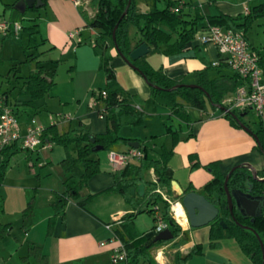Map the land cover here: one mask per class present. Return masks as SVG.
<instances>
[{"label":"crops","instance_id":"obj_1","mask_svg":"<svg viewBox=\"0 0 264 264\" xmlns=\"http://www.w3.org/2000/svg\"><path fill=\"white\" fill-rule=\"evenodd\" d=\"M18 1L0 0V20L20 21L18 16L25 14L16 10L15 4ZM174 1L180 5L184 4L186 11L188 3H192L206 15L220 11L236 16L245 14L250 5H257L264 0ZM47 3L50 10L46 11V15L39 22L42 44L47 50L41 52L39 59L44 61L48 75L55 71L54 87L47 96L36 101L34 107L17 105V101L30 98L25 92L24 83L34 66L31 65L25 72L21 66H17V72H11L13 66L17 65L16 58L11 56L7 62L6 49L13 45L12 39L22 41L26 34L20 33L14 38L0 34L1 92H8V105L17 112L23 134L32 117L44 128L56 125L61 132L85 128L94 134H104L108 122L106 116L100 115L99 103L96 102L95 96L106 83L104 73L99 70L100 58L93 48L99 30L86 27L80 6L73 0H49ZM136 3L138 12L146 13L150 10L148 1L136 0ZM5 9H8V12ZM205 25V22L200 24L201 27ZM74 31H79V34L70 37V33ZM246 36L250 46L264 55V50L250 41L248 32ZM130 37L134 49L138 46L140 38L134 26L130 28ZM112 55L111 65L116 71L119 84L130 95L140 97L142 104L139 109L152 115V118L140 126H122L119 135L134 141L141 140L160 152L162 146L168 149L172 146L166 126L170 125L172 129L179 131L180 141L174 148L166 174L172 177L184 192L190 184L198 192L203 189L213 178L208 167L212 162H219L223 174H227L239 164H249L255 170L264 169V155L258 150L257 142L251 133L256 130L257 125L248 115L244 120L249 128L245 129L233 125L220 109L215 110L209 105L204 110L186 106L185 110L191 116L192 122L184 123L172 116L170 110L152 96L150 85L144 76L119 55L115 48ZM218 57L217 49L213 45L204 47L194 40L183 52L172 55L149 53L147 60L155 69L162 68L169 77H183L184 83H193L194 72L205 68L206 62H212ZM63 64H66V67H63ZM229 73L228 70L214 69L210 71V76L217 77ZM128 149L129 144L121 146L119 151ZM74 150V145L69 146L70 152ZM67 152L68 149L62 145L42 143L34 152L20 148L12 156L11 165L0 187V223L12 224L10 233L0 239V264H9L18 253L25 254L21 257L27 256L29 248L33 245L41 247L42 253L46 255L47 262L38 261L42 264H114L112 249L116 240L113 238V231L108 229L106 224L115 217H122L131 212L132 207L116 192L100 193L112 186L123 171L112 167L109 151L106 155L101 152L96 155L101 163V171L89 180L82 193L83 198L100 193L88 205L89 212L71 200L66 207L65 218L58 217L52 233L47 235L48 221L54 213L51 207L53 191L64 190L66 173L61 163ZM192 157L199 163L194 169H191L195 163L192 162ZM138 164L139 162L132 165ZM146 177L151 181L156 180L152 170ZM35 195L37 200L34 224L26 233L22 229V211ZM174 202L177 200L172 201ZM138 219L137 216L136 222ZM179 224L190 232V241L181 246L182 252L200 244L202 253L199 256L202 264H253L236 240L223 239L218 248L212 249L208 225L190 229L188 220L186 225L180 222ZM151 225L150 229L142 230L147 236L153 234L154 220ZM101 242L105 244L101 245ZM157 255L162 264L171 262L162 250H159Z\"/></svg>","mask_w":264,"mask_h":264},{"label":"trees","instance_id":"obj_2","mask_svg":"<svg viewBox=\"0 0 264 264\" xmlns=\"http://www.w3.org/2000/svg\"><path fill=\"white\" fill-rule=\"evenodd\" d=\"M43 1L45 2L44 6H46L48 0ZM146 1L150 4V10L146 13L138 12L136 0H90L89 6L94 11L93 15H90L83 5L80 6L86 27L99 30L93 48L100 58L99 70L104 73L106 83L105 87L100 89L95 96L96 102L99 103V112L102 109L105 111L108 125L104 134H94L85 128L61 132L56 125H50L44 129L41 136L42 143L62 145L68 149L67 156L61 163L66 173L63 182L64 190L62 192L53 191L54 199L51 202V207L54 213L48 221L47 235L52 233L58 217L65 218L66 207L71 200L76 201L81 208L89 212L88 205L96 195L116 192L122 195L125 202L132 207L131 212L121 217V224L113 228L115 237L124 244L127 253L125 264H160L155 259L153 251L167 244H170L175 250L169 264H188L193 255L202 253V246L196 244L187 252L181 251V246L190 241L189 229L184 230L177 222L171 209V203L158 191L164 189V194L168 198L182 201L183 196L176 194L172 188L173 178L166 174L169 161L174 155V148L180 141L179 131L172 129L170 125L166 126V133L170 135L172 140L170 149L162 146L161 151L158 152L143 141L135 140L140 143L139 149L144 153L139 164L129 165L123 169L121 177L117 178L114 184L104 191L82 197L89 180L101 171L100 160L96 157L100 151L95 150L96 147L100 145L103 150L118 151L121 146L134 141V139L119 135L122 126H139L152 118V115L137 108V104H142V99L137 95H130L119 84L116 71L111 65L112 50L115 48L119 55L129 58L133 49L130 37L132 26L137 28L140 35L137 45L146 42L151 47L150 53L165 55L183 52L187 45L195 40V35L201 28L202 22L209 26H220L236 32L242 31L246 34L258 19L264 18V1L257 5H250L247 13L236 16L220 11L206 15L192 3H188V11H186L184 4L180 5L174 0H166L165 8H158V0ZM127 7L128 11L123 16ZM40 8L34 6L27 10L38 11ZM21 33L26 34L29 41L36 42L35 36L40 34V24L36 19H33L29 24L22 25ZM4 37L14 38L16 35L11 30ZM195 48L197 47L195 46ZM40 54L27 55L30 58L28 60L32 61L34 66L24 83L25 92L30 98L26 101H17V105L34 107L35 102L47 96L55 85V71L50 75L46 73L44 61L39 59ZM147 56L145 55L132 63L150 84L152 96L164 104L172 116L184 123L191 124V116L185 107L204 110L209 105L215 110L220 109L221 113L230 119L233 125L238 127L244 125L249 128L244 118L253 112L251 109L228 110L223 105L224 98L234 93L241 83L240 75L231 70L227 63L222 62L219 67H213L211 62H206L205 68L194 72L193 83L197 87L178 86L186 84L183 82V77L171 78L164 73L162 68L155 69L148 62ZM0 62H2L1 51ZM259 64L264 71L263 54H261ZM17 68L15 65L11 72L16 71ZM214 69L228 70L230 73L211 77L210 71ZM102 91L106 92L105 97L102 96ZM7 94L8 92H1L0 88V114L3 106L8 105ZM256 117L258 119L257 128L251 133L254 138H257V148L264 155V119ZM93 137L95 141H92ZM71 145L75 146L74 152L69 151ZM20 148H23L22 142L16 140L0 151V187L11 165L12 156ZM129 148L132 147L129 146ZM198 166L199 163L195 162L191 169ZM208 167L213 178L199 193L203 194L219 209L218 217L208 225L210 227V247L216 249L221 240L234 239L253 264H264L262 250V246L264 248V169L255 170L248 164H239L228 172L227 185L230 191L240 190L254 198L262 199L258 214L252 218L243 213L236 203H234L232 215L225 190V180L228 173L223 174L220 171L218 161L210 163ZM151 170L156 179L154 181L146 177ZM254 172L258 178L254 177ZM141 184L145 187L143 195L139 193ZM133 188L135 189L134 193L131 192ZM190 191L198 192L191 184L185 192ZM36 200L37 195L26 204L22 211V229L26 233L31 230L34 224ZM156 206H158L167 228L173 234L171 240L154 242V234L147 236L137 227L136 217L147 212L153 216L152 230L155 229ZM221 221L226 224V227L221 224ZM11 229L12 224L0 223V239L8 235ZM190 229L195 228L190 227ZM29 257H34L37 261L47 262L41 247L36 245L31 246L28 255L21 258L28 259Z\"/></svg>","mask_w":264,"mask_h":264},{"label":"built area","instance_id":"obj_3","mask_svg":"<svg viewBox=\"0 0 264 264\" xmlns=\"http://www.w3.org/2000/svg\"><path fill=\"white\" fill-rule=\"evenodd\" d=\"M73 1L78 6L82 5L81 0ZM11 30L18 37L22 31V23L1 19L0 34L7 35ZM78 34L79 31H74L70 33V37ZM195 41L201 46L213 45L217 49L219 57L211 62L213 67H219L222 62L227 63L231 70L241 77V83L237 90L224 98L223 105L228 110L249 108L256 116L264 119V71L259 64L261 53L250 46L246 34L242 31L236 32L220 26L205 25L196 33ZM102 96H106L105 91H102ZM139 107L137 104V108ZM100 115H106L103 109ZM44 129L38 120L32 117L26 124L25 133H21L17 112L13 107L5 104L0 114V151L14 141L21 140L23 149L34 152L42 144L41 136ZM143 157L144 153L139 148H129L126 151H109V160L115 170H123L129 165L140 162ZM158 191L162 193L161 190ZM165 199L172 205V201L166 197ZM155 209L157 219L155 229L152 230L154 235L167 228L158 206ZM121 222V217H115L106 224V227L113 231V228L120 225ZM113 238L116 240V245L112 249V261L114 264H125L127 253L124 244L114 234ZM104 244L105 242H101V245ZM156 260L162 264L158 255Z\"/></svg>","mask_w":264,"mask_h":264},{"label":"water","instance_id":"obj_4","mask_svg":"<svg viewBox=\"0 0 264 264\" xmlns=\"http://www.w3.org/2000/svg\"><path fill=\"white\" fill-rule=\"evenodd\" d=\"M45 2L43 0H19L15 4V8L17 11L20 13L24 14L28 8L32 7H37L40 8L44 6ZM130 5V2L128 4V7ZM128 7L125 10L123 16L127 13ZM117 27V26H116ZM151 51L150 46L146 43L143 42L130 52L129 58L124 57L121 55L133 68H135L137 71L138 69L134 64L132 63L133 61L148 55ZM145 78V77H144ZM146 80V78H145ZM147 81V80H146ZM150 85V84H149ZM192 86V87H197L196 84L194 83H186V84H180L178 86ZM176 86V87H178ZM175 87V88H176ZM221 108V107H219ZM243 127L247 129L244 125ZM257 141V138H255ZM92 141H95V138H92ZM129 146L132 148H139L140 143L138 141H130ZM97 151L103 150L102 146H97L96 149ZM249 165V164H248ZM251 166V165H250ZM252 167V166H251ZM254 169V167H252ZM231 170V169H230ZM254 177H257L256 172H254ZM228 178H229V173L226 175V180H225V190L227 193V198H228V203H229V208L230 211L233 215V206L234 203H236L237 207L241 209L243 213L246 215L254 218L260 209V206L262 204V199L254 198L250 196L248 193L241 192L240 190L236 191H230L228 189ZM144 185L141 184L139 187V193L140 195H143L144 193ZM172 188L177 191L180 195H182V201L181 204L184 208V211L187 216V220L190 224V227L193 228H199L203 226L209 225L213 220H215L218 217L219 214V209L211 203L203 194L196 192V191H190V192H184V190L179 186V184L176 181H172ZM132 193L135 192V189L133 188ZM235 219V217L233 216ZM221 224L226 227V224L221 221ZM245 228H249L248 226H244ZM173 238V234L169 228H166L158 233L155 234L153 241H167L171 240ZM262 250L264 253V248L262 246Z\"/></svg>","mask_w":264,"mask_h":264},{"label":"rangeland","instance_id":"obj_5","mask_svg":"<svg viewBox=\"0 0 264 264\" xmlns=\"http://www.w3.org/2000/svg\"><path fill=\"white\" fill-rule=\"evenodd\" d=\"M49 1V0H48ZM47 1V2H48ZM52 1V0H50ZM89 1L90 0H81L83 7L86 8V11L90 14L93 15L94 11L90 8L89 6ZM158 8H165L166 7V0H158ZM4 8V6H3ZM187 9V8H186ZM6 12H8V9H5ZM49 4L47 3L46 6L41 7L38 11H33V10H27L25 15H19L18 19L20 20L21 23L24 24H29L31 20L36 19L37 22H41V18L46 15V11H49ZM8 14V13H7ZM24 16L26 18H24ZM135 31H137V28H135ZM134 34V32H133ZM248 37L252 43H254L256 46H258L260 49L264 50V19H258L248 30ZM175 38V36H174ZM42 36L39 34L35 36L36 42H31L29 41V38L27 35L23 37L22 41H16V40H11V43L13 45L6 49L5 56L7 58V62L11 56L15 57L16 59V66H21L23 68V71H27L29 68H31V65H33V62L28 60L30 59L27 57L28 54H37L41 53L43 51H46L47 48L44 47L45 45L42 44ZM11 54V55H10ZM2 66H4L2 64ZM6 66V65H5ZM15 66V65H14ZM13 66V67H14ZM63 67H66V64H63ZM61 67L60 69L62 70ZM6 68V67H5ZM251 120H254V124L257 125V117L255 113L250 112L249 115ZM182 123V122H181ZM140 126V125H139ZM102 155H106L107 151L102 150L100 151ZM163 195L168 198L164 194V189H161ZM170 201H174L173 199L168 198ZM178 201V200H177ZM172 209V205H171ZM174 215V213H173ZM138 221L136 222L137 227L142 231V230H148L152 226L151 224L153 223V217L149 213L145 212L140 214ZM175 217V216H174ZM181 249V248H180ZM159 250H162L164 252V255L167 259L172 260V256L174 253V249L170 246V244L164 245L160 248H157L153 251V254L155 256V259L157 257V254ZM182 251V250H181ZM25 255L24 253H18V255L14 258L13 261H11L9 264H42L38 261H35L34 257H29L28 259H22L21 256ZM188 264H202V259H200L199 254L193 255L191 260L189 261Z\"/></svg>","mask_w":264,"mask_h":264},{"label":"bare ground","instance_id":"obj_6","mask_svg":"<svg viewBox=\"0 0 264 264\" xmlns=\"http://www.w3.org/2000/svg\"><path fill=\"white\" fill-rule=\"evenodd\" d=\"M172 211L177 221L185 225L187 224V216L181 203H179L178 201L172 203Z\"/></svg>","mask_w":264,"mask_h":264}]
</instances>
